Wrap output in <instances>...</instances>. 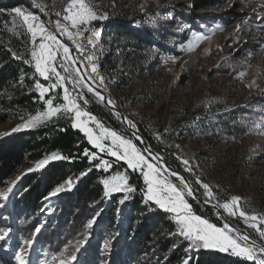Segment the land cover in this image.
Here are the masks:
<instances>
[{
	"label": "rangeland",
	"instance_id": "1",
	"mask_svg": "<svg viewBox=\"0 0 264 264\" xmlns=\"http://www.w3.org/2000/svg\"><path fill=\"white\" fill-rule=\"evenodd\" d=\"M38 1L45 14L50 13L52 17H56L52 18L56 29L55 22L58 17V8L54 10L56 2L68 0ZM26 2L31 5L28 6ZM26 2L18 8L36 16L47 30L52 32L42 9L35 8L28 0ZM86 2L95 11L96 19L78 25L77 28H71L70 22H65L69 30H76L81 38L87 41L89 38L93 39L91 45L99 81V84H95L128 117L132 128L138 131L139 128L144 129L149 134L153 146L161 151L163 156L155 151L156 153L164 159L176 161L182 167L188 178L193 179L191 181L203 199L220 206L232 196L240 197L236 215H230L223 207L220 208L231 222L241 225L239 228L264 244V237L260 235V231L264 230V223H261V218H264V0H86ZM63 15H66L65 11ZM9 19L7 30L19 40L15 49L18 54L16 56L24 62L29 61L25 64L33 71L30 80L32 81L34 76L38 79L31 89L22 91L20 96L34 92L38 96L34 102L38 105L13 108L7 122L0 123V145L8 142L12 136L35 130L49 120L64 117L71 120L72 124L74 122V113L61 109L56 115L42 117L34 126L20 127L18 131H13L18 126L27 125L32 118L46 113L47 99H53V105L56 107L63 105L65 101L63 87L50 88L56 83L54 75L45 80L35 72L31 57L34 47L32 36L22 18L11 12ZM120 25L124 26L126 31L141 32L144 36H149L151 42L138 43L131 35L120 34L116 30ZM93 31L99 32V35L93 37ZM64 39L72 44L67 37ZM39 43L38 36L36 44ZM64 63L69 65L72 78L66 80L64 84L70 94L76 99L80 95L84 98L85 92L95 95L85 86L74 87L72 80L79 79L80 76L70 60H64L61 49L55 67L62 76L67 77L69 73L64 72L61 67ZM85 68L84 66V71L89 77ZM37 82L50 88L43 98L35 87ZM19 84L20 89L24 90L26 87L24 79ZM82 84L85 85L83 81ZM77 103L82 111L87 112L78 100ZM41 104L44 105L43 109L40 107ZM0 111H4L1 106ZM89 117L82 119L88 121V127L93 129L94 134L100 133L97 124L107 128L92 114H89ZM109 143L110 141H105V144ZM89 145L95 148L92 144ZM87 152L91 163L100 165L96 166V170L103 173L111 172L114 161L126 164L110 156L106 151L96 149ZM93 153L95 159L92 158ZM142 154L156 164L145 152ZM185 160L188 164L184 163ZM59 161L61 158L49 157L38 162L35 167L24 170L19 179L4 182L5 188L0 192H7L8 197L12 196L16 187L33 176H39L41 172ZM101 161H107L110 167L105 170ZM135 171L142 175L139 169ZM113 176L116 175L108 174L100 179L102 195L97 201L98 205H90V207L93 205L91 208L93 211L89 216L80 215L78 218V215L74 214L62 217L63 225L54 231V236L50 240L51 247L43 239L38 250L31 248L37 242L35 232L41 231L42 228L47 229L51 224L53 209L67 197L66 194L75 191V183L72 180L66 182L65 190L55 193L42 203L37 214L25 210L16 213L12 218L7 212L0 214L1 226L13 228L15 219L19 225L17 229L19 240L15 246L9 243L8 233L0 231V264H20L17 256H22L26 264H61L62 260L64 264H74L79 261L82 245H86V248L94 241L97 219L102 215L104 219L108 216L109 209L114 207L118 216L114 221L118 228L112 231L107 229L105 233L111 237L113 233L114 236L117 234L120 226L125 229L127 224L121 221V209L125 202L132 198L133 191L128 192L124 189L110 191L104 182L111 180ZM162 176L180 185V181L163 173ZM203 184L210 186L213 193L211 198L205 194ZM127 186L130 187L128 181ZM29 191L27 189L22 196L29 194ZM190 198L191 196L185 194L189 204ZM7 199L2 200L1 206L6 205ZM142 209L145 212L142 217L139 216L141 222L147 215L158 212L174 225L171 235L162 233V236L167 237L166 240L173 246L184 248L186 256L182 260L188 263L195 255V249L192 248L190 241L179 235L174 220L175 214L161 209L154 201H147L145 195ZM240 211L256 215L258 219L247 221L245 217L239 215ZM112 220L110 222H114ZM252 223L257 227H251ZM224 225L222 222V226H216L223 228ZM69 227L77 234L75 236L78 240L68 238ZM102 229L106 230L103 227ZM85 231L88 233L90 231L87 238L83 236ZM229 234L237 238L234 233ZM81 238L83 241L79 240ZM237 240L241 244L244 243L238 238ZM154 246L152 244L145 248L143 259L142 257L141 260L137 259L139 254L135 253L133 260L144 264H169L165 261V253L156 252ZM8 248L14 250L5 252L4 250ZM200 249L254 264L253 261L232 255L230 250L220 252L218 249ZM118 250L121 251V247ZM256 250L258 255L264 256L259 249ZM107 254L109 252H100L99 255L105 258ZM83 264H110V260L106 256L105 263L84 261Z\"/></svg>",
	"mask_w": 264,
	"mask_h": 264
},
{
	"label": "trees",
	"instance_id": "2",
	"mask_svg": "<svg viewBox=\"0 0 264 264\" xmlns=\"http://www.w3.org/2000/svg\"><path fill=\"white\" fill-rule=\"evenodd\" d=\"M24 2L26 0L0 1V106L4 109V111H0V123L7 122L8 115L12 112L13 108L38 105L34 102L38 97L34 92L20 96L22 91L31 89L38 79L34 76V79L30 80L31 75H33L32 69L25 64L23 59L20 60L16 56L18 54L15 52V49L19 40L13 37L7 30L10 20L9 13L13 12V9L18 8ZM26 3L28 6L31 5L28 2ZM116 30L122 35H131L138 43L151 42L149 36H144L141 32L126 31L122 25L117 26ZM23 79L26 82V87L24 90H21L19 82ZM83 97L80 95L77 97V100L89 114L95 116L107 128L133 141L144 152L139 139L125 128L120 118L108 109L97 96L85 92ZM85 101L87 102L85 103ZM40 107L43 109L44 105L41 104ZM139 131L147 139L152 149L163 156L162 152L153 146L154 144L149 134L144 129L139 128ZM86 151H96V149L89 145L84 133L81 130L73 128L71 120L64 117L49 120L35 130L14 135L8 142L2 143L0 145V190H4V182H13L24 170L35 167L38 162L52 157L53 154H57L62 158L61 161L53 163L50 168L41 172L39 176H33L21 186L16 187L12 193L9 207L2 208L1 214L7 212L11 218L16 213H21L24 210L26 212H34L33 214H35L39 212L42 203L53 196V193H57V188L65 190L67 188L66 182L72 180L75 183V191L66 194L67 199H62L63 201L61 200L56 208L53 209L51 224L47 229L43 228L41 230L37 236L34 249H39V245L43 239L51 247L52 243H50V240L54 236V231L60 228L61 224L63 225L62 217L74 214H77L78 218L80 215L89 216L93 211L91 209L93 205L91 207L90 205H98L97 201L100 200L102 195L103 190L99 184L100 179L108 174H123L128 177L127 181L130 187L134 189L132 198L126 201L121 209V221L126 222V228L122 229L120 226L115 236L113 233L114 237H110V235L105 233L109 229L112 231L118 228L114 221L118 218L117 209L115 207L109 209L108 216L103 219L102 215L97 219V229L94 231L95 239L88 247L82 250L79 264H83L84 261L105 263L106 256L109 258L110 264H144L141 261H134L133 256L135 253H138L137 259L141 260V257L143 259L145 248L152 244L155 245L156 252L165 253V261L169 264H185L184 260H182L186 256L184 248L173 246L170 241L166 240L167 237L162 236V233L168 236L174 231V225L167 221L164 215L155 212L157 215L150 214L146 217L144 216L145 218L142 222L139 219V216L142 217L145 212L142 209V205L144 203L146 186L142 175L128 168L125 163H117L116 161L113 162L110 173L97 171V164L91 163L89 157L85 155ZM165 160L172 168L187 175L176 161L168 158H165ZM27 189L30 190L29 194L22 196ZM1 198L0 205H2V200L4 199L3 197ZM189 201L196 215L209 220L217 226H222L221 219L217 213L204 207L192 198ZM111 220L114 222H110ZM233 223L241 227V225ZM13 225V228L12 226L5 228L0 225V231L8 233L7 239L9 243L15 246L19 240V231L17 230L19 225L16 219ZM102 227L106 230H103ZM89 234L90 231L89 233L85 231L83 234L84 238H87ZM67 235L72 240H78L77 236H75L77 234L73 233L70 227L67 230ZM79 240L83 241L82 238ZM119 247H121V251L118 250ZM100 252H109V254L105 255V258H101ZM187 264L248 263L228 257L225 258L217 253L195 249V255Z\"/></svg>",
	"mask_w": 264,
	"mask_h": 264
},
{
	"label": "snow or ice",
	"instance_id": "3",
	"mask_svg": "<svg viewBox=\"0 0 264 264\" xmlns=\"http://www.w3.org/2000/svg\"><path fill=\"white\" fill-rule=\"evenodd\" d=\"M66 15L63 16L65 21L70 22L71 28H77L78 25H83L91 20L97 18L95 11L92 6L86 2V0H68L67 7L64 9ZM16 16L21 17L23 23L27 26L28 31L32 36V43L34 45L31 51L32 61H34L35 72L43 77L45 80L50 79V76L54 75L56 77V83H53L50 88L63 87L64 95L63 100L65 103L58 107L53 105V99H47L45 102L48 105V111L46 113L40 114L37 117L32 118L27 125L18 126L17 129L13 131H18L20 127L34 126L35 123L42 117H51L56 115L63 109L65 112L74 113V122L72 124L73 128H78L85 133L87 140L96 149L101 152H107L110 156L115 157L117 160L126 162L128 168L133 171L139 169L144 183L146 185L145 198L147 201H154L161 209L174 213V220L178 226V233L180 236L184 237L191 242V246L194 249H218L220 252H231L232 255L236 257L245 258L249 261H253L254 264H264V256L257 254L255 247L246 243L248 237H239L240 241H245L241 244L238 242L237 238H234L229 233L228 225L225 224L223 228H218L216 225L210 223L207 219L201 218L195 215L192 211L191 205L185 199V194L187 196H193V191L191 187L184 181L182 177H178L180 185L171 182L166 177L162 176L160 167L157 164L150 162L141 152L139 148L130 140L118 135L115 131H111L107 128H103L99 124L97 127L100 128V133L94 134L93 129L88 127V121L82 119V117H89V113L82 111L80 105L77 103L76 97H73L69 89L64 87L65 81L72 79L69 70V65L64 63L61 65L64 72L69 73V76H62L59 71L56 70L55 61L60 50H63V56L65 61L71 60L75 63L74 58L70 56V49L65 44L60 43L57 40L56 35L49 32L45 25L38 20V18L31 13H25L20 8L13 9ZM59 15V13H57ZM56 29L63 32L68 36L69 39L73 38V33L69 30L67 25H64L60 20L56 21ZM76 35H80L79 32ZM93 37L99 35V32L93 31ZM40 38V43L37 45V37ZM201 37H197L200 39ZM89 44H93V39L89 38ZM77 48L80 45L77 44ZM89 61L92 57H88ZM29 63V61H25ZM77 73L79 69L76 70ZM92 72H96L95 65L92 66ZM82 77L79 79L72 80L74 87L76 85L87 86L82 84ZM36 89L39 90L40 97L43 98L45 93L50 91V88L44 87L39 82L35 85ZM91 92L93 89L88 88ZM99 96V93H96ZM103 99V97H100ZM87 101H85L86 103ZM94 120V117H89ZM131 123V121H129ZM105 141H110L109 144H105ZM85 155H89L85 152ZM57 154H53L52 159H60ZM92 158L95 159V154H92ZM105 166V170L110 167L107 161H101ZM188 164V161H184ZM100 165H97L99 167ZM173 176L177 175L172 173ZM19 179V177L17 178ZM128 177L126 175L117 174L113 176L111 180H106L104 183L110 191H121L122 189L131 192L134 191L133 188L127 186ZM200 183V181H197ZM182 186V187H181ZM202 187L205 189V194L211 198L213 193L208 184H203ZM62 189L57 188L56 191L59 192ZM11 188L8 189V192ZM55 193H53L54 195ZM0 197L7 198V192H0ZM241 198L237 196H232L229 201H226L221 207H223L230 215H236V209L239 206V200ZM239 215L245 217L247 221H256L258 217L256 215H248L244 211H240ZM261 223H264V218H261ZM251 227L256 228L255 223L251 224ZM260 235L264 237V230L260 231ZM261 254H264V247L259 249ZM20 264H26L22 256H17ZM55 259V257H54ZM75 259V255L72 256ZM64 264V261H61ZM187 264V261H185Z\"/></svg>",
	"mask_w": 264,
	"mask_h": 264
},
{
	"label": "water",
	"instance_id": "4",
	"mask_svg": "<svg viewBox=\"0 0 264 264\" xmlns=\"http://www.w3.org/2000/svg\"><path fill=\"white\" fill-rule=\"evenodd\" d=\"M30 2H32L35 6V8L38 9H42L43 15L46 18V14H45V10L42 8L41 4L39 3L38 0H28ZM49 22V27L51 28L52 32L56 35L57 40L60 41V43L65 44L66 46L69 47L70 49V56L72 58H74L75 63H72V61L70 60V62L74 65L75 69H79V76L82 77V81L85 85H87V87H91L93 89L94 92L99 93L100 95L97 96L98 98L103 97V99L100 98L101 102L108 108L110 109L113 113L117 114L120 119L121 122L123 123V125L125 126V128L134 136H136L139 141L142 144L143 150L146 153V155L153 160L160 168H163V172L164 174H167L169 177L174 178L176 180L179 181L178 177H182L184 179V181L191 187L192 191H193V196H191V198L195 201H197L199 204L203 205L206 208H209L210 210L214 211L215 213L218 214V216L220 217L221 221L224 224H227L228 227H232L235 228L238 233L243 234V235H247L251 238V240L254 243H257L258 240L253 237L252 235H250L248 232L244 231L243 229L239 228L238 226H236L233 222H231L228 217L220 210V208L215 204H210L208 203L209 201H206L205 199H203V197L198 193V190L196 189V187L194 186V184L192 183V181L188 178V176L184 173L181 172L177 169L172 168V166L163 158L161 157L158 153H156L152 147L150 146L149 142L147 141V139L140 133V131L135 130L134 128H132L131 123H129V119L128 117L122 112L120 111L116 106H114L111 102H110V98L108 97V95L102 90L100 89L85 73L84 68L82 66V63L79 60L78 54L76 52V50L74 49V47L69 44L64 37L54 28L52 21H48ZM172 173H176L177 175L173 176ZM259 245V247H264V244L259 242L257 243ZM264 255V254H263Z\"/></svg>",
	"mask_w": 264,
	"mask_h": 264
},
{
	"label": "built area",
	"instance_id": "5",
	"mask_svg": "<svg viewBox=\"0 0 264 264\" xmlns=\"http://www.w3.org/2000/svg\"><path fill=\"white\" fill-rule=\"evenodd\" d=\"M68 4V1H63V2H56V6L58 8V17L57 20H60L62 22V24L66 25L65 20L63 19V11L62 9H65L66 6ZM56 23V22H55ZM70 29V28H69ZM73 33V38L69 39L68 36L66 34H64L61 31H58L63 37H67L70 42L72 43L71 45L75 48L79 59L83 65L86 67L85 69H87V72L89 74V78L94 82V83H98V74L96 72H92V66L94 65V50L92 48V45L88 43L87 40L81 38L79 35H76V30H70ZM77 44L80 45V48H77ZM92 57V60L89 61L88 57Z\"/></svg>",
	"mask_w": 264,
	"mask_h": 264
},
{
	"label": "bare ground",
	"instance_id": "6",
	"mask_svg": "<svg viewBox=\"0 0 264 264\" xmlns=\"http://www.w3.org/2000/svg\"><path fill=\"white\" fill-rule=\"evenodd\" d=\"M264 6V5H263ZM54 8V7H53ZM57 8V6L55 5V8H54V10ZM46 18H47V20L48 21H53L52 20V18H56V17H52V15L50 14V13H48V14H46ZM87 87V86H86ZM87 88H89V87H87ZM92 93H94L95 95H96V92H94V91H91ZM110 102L114 105V106H116L113 102H112V100H110ZM161 169V171L163 170V168L161 167L160 168ZM162 173L164 174V172L162 171ZM166 176H168L167 174H165ZM208 203H210V204H214L215 205V203L214 202H211V201H209ZM219 208H220V206L218 205V204H216ZM220 210L225 214V212L222 210V208H220ZM226 215V214H225ZM227 216V215H226ZM229 229H231V233H234L235 234V236L239 239V237H241V236H246V237H248V240L246 241V243L247 244H250L251 246H253V247H255L256 249H260V247H259V245L257 244V243H259L260 241H258L257 243H254L252 240H251V238L249 237V236H247V235H243V234H240V233H238V231L235 229V228H230L229 227ZM242 242H244L245 243V241H242Z\"/></svg>",
	"mask_w": 264,
	"mask_h": 264
}]
</instances>
